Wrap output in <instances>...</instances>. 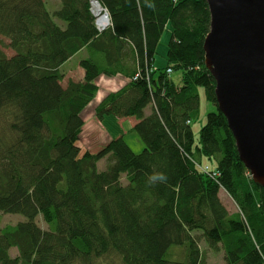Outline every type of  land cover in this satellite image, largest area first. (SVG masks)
<instances>
[{
    "label": "trees",
    "instance_id": "trees-1",
    "mask_svg": "<svg viewBox=\"0 0 264 264\" xmlns=\"http://www.w3.org/2000/svg\"><path fill=\"white\" fill-rule=\"evenodd\" d=\"M88 1L50 9L46 0H0V35L13 52L0 48V214L24 217L0 229V264H213L208 251L225 264H264V184L217 108L204 62L206 0H97L111 23L103 31ZM168 24L167 66L157 67ZM82 48L83 79L63 84L62 63ZM167 68L180 71L179 84ZM116 74L128 81L102 98L96 117L134 118L143 146L135 152L119 135L83 150L81 112L98 76ZM200 87L216 108L194 138ZM156 174L166 180L151 181Z\"/></svg>",
    "mask_w": 264,
    "mask_h": 264
},
{
    "label": "water",
    "instance_id": "water-1",
    "mask_svg": "<svg viewBox=\"0 0 264 264\" xmlns=\"http://www.w3.org/2000/svg\"><path fill=\"white\" fill-rule=\"evenodd\" d=\"M204 62L217 108L254 182L264 184V0H206Z\"/></svg>",
    "mask_w": 264,
    "mask_h": 264
},
{
    "label": "crops",
    "instance_id": "crops-1",
    "mask_svg": "<svg viewBox=\"0 0 264 264\" xmlns=\"http://www.w3.org/2000/svg\"><path fill=\"white\" fill-rule=\"evenodd\" d=\"M57 23L63 25V22L61 21H57ZM167 27L168 26H166V28ZM86 55H87V52L84 48L75 52L71 56V58H69L67 61L62 63L60 67L61 72L67 73L68 71L69 72L75 71L77 73V79H74V80H82L83 75H84V70L81 67H79L78 63L81 59L87 57ZM164 66H167V64L165 63ZM164 66H161V67H164ZM105 78H110L113 84L115 85L117 84V88H121V86L125 85L128 81V78L120 74H116L115 76H107V75L98 76V78L96 79L98 90L95 96L92 98V100L85 106V108L81 112L84 125L81 130L78 143L81 146V149L94 152V151H97L100 147L106 145L110 139L118 137L119 135H122L124 140L127 141V143L129 144V146H131L133 151L139 152L143 146V143L142 141L139 140L135 132L130 130L132 125L135 123L134 118L132 117L116 118L113 115H105L101 119H98L96 117L95 110H94L96 105L102 100V97L106 96L107 93L115 91V90H109V89L105 90L104 88H102L101 85L104 84ZM63 80H64V76H63ZM101 89H103L104 92L101 93ZM104 128H106V131L104 130ZM103 139H105L104 143H102ZM128 139L132 142L130 143Z\"/></svg>",
    "mask_w": 264,
    "mask_h": 264
},
{
    "label": "rangeland",
    "instance_id": "rangeland-1",
    "mask_svg": "<svg viewBox=\"0 0 264 264\" xmlns=\"http://www.w3.org/2000/svg\"><path fill=\"white\" fill-rule=\"evenodd\" d=\"M55 0H46V4L49 5V8L50 9H53L55 8L54 6L56 4H54ZM170 34H171V27H170V24H168V27L165 28L164 32L162 33L161 35V38L159 39V43H158V46L156 48V51H155V61L154 63L159 67V66H164L165 63H166V57H167V45H168V39L170 37ZM8 43H9V39L8 38H5L3 36L0 35V48L8 55H11L13 52H12V49H10L8 47ZM63 76H64V80L62 81L63 84L66 83V80L71 78V79H77V73L74 71H68L67 73H63ZM170 76L173 80V82L175 84H179L180 82V78H181V74H180V71L179 70H171L170 72ZM102 88H104L105 90L106 89H109V90H115L117 91L116 89H119L117 88V84H113L110 80V78H105L104 80V84L101 85ZM114 91V92H115ZM104 92L103 89H101V93ZM108 94V93H107ZM198 94L200 95V109H199V113H198V118L197 119H194V121L191 123V127H192V130H193V135H194V138H197L198 137V134H199V130L201 129V126L205 123L206 121V114L209 112V111H215V106L212 105L211 103H209L206 99V96L204 94V89L203 88H198ZM103 98V97H102ZM103 130V129H102ZM104 130L106 131V128H104ZM104 143L105 139L102 140ZM128 141H130L128 139ZM132 141H130L131 143ZM99 148V147H98ZM97 148V149H98ZM96 149V148H95ZM133 150V149H132ZM138 150V149H137ZM140 152V151H139ZM104 161H105V158H102L98 161V167L101 169L102 167H104ZM204 163H208L210 165V167H214L215 165V160H211V159H203ZM209 169V168H208ZM211 170V169H209ZM250 173V172H249ZM210 175H214V172L211 171V174ZM123 182H124V178L122 179ZM219 197L221 199V201H223L224 205L226 206L227 210L229 212H234L237 210V206L236 204L234 203V201H232V199L230 198V196L227 195V193L224 191V190H220V193H219ZM24 219V217L19 214V213H14V214H11V213H2L0 214V229L2 227H4V225H14L15 223H17L18 221H22ZM35 221H37L38 225L42 228H45V223L44 221L41 219V216L40 215H37L36 216V219ZM200 245L202 247H205L206 245H204V243H200ZM16 249L15 248H11L9 250V254H11V256H16ZM207 258L209 260V262H212L213 264H225L224 261H223V255H222V252H207Z\"/></svg>",
    "mask_w": 264,
    "mask_h": 264
},
{
    "label": "built area",
    "instance_id": "built-area-1",
    "mask_svg": "<svg viewBox=\"0 0 264 264\" xmlns=\"http://www.w3.org/2000/svg\"><path fill=\"white\" fill-rule=\"evenodd\" d=\"M88 2L90 5V13H93L94 16L93 23L95 24L96 29L98 31H103V29L111 25L109 13L107 12L106 8L101 5L97 0H89ZM166 72L170 74L171 68H167ZM200 169L204 172H207L209 170L207 165L203 167L200 166Z\"/></svg>",
    "mask_w": 264,
    "mask_h": 264
},
{
    "label": "clouds",
    "instance_id": "clouds-1",
    "mask_svg": "<svg viewBox=\"0 0 264 264\" xmlns=\"http://www.w3.org/2000/svg\"><path fill=\"white\" fill-rule=\"evenodd\" d=\"M150 180L153 181V182H154V181H157V180L163 182V181L166 180V177H165L163 174H156V175H153V176L150 178Z\"/></svg>",
    "mask_w": 264,
    "mask_h": 264
}]
</instances>
